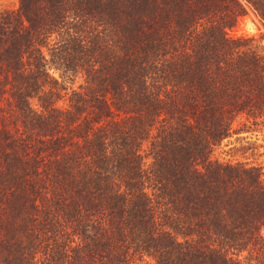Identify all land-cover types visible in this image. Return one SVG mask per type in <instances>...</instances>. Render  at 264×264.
<instances>
[{
	"label": "trees",
	"instance_id": "obj_1",
	"mask_svg": "<svg viewBox=\"0 0 264 264\" xmlns=\"http://www.w3.org/2000/svg\"><path fill=\"white\" fill-rule=\"evenodd\" d=\"M264 0L0 10V264H264Z\"/></svg>",
	"mask_w": 264,
	"mask_h": 264
},
{
	"label": "rangeland",
	"instance_id": "obj_2",
	"mask_svg": "<svg viewBox=\"0 0 264 264\" xmlns=\"http://www.w3.org/2000/svg\"><path fill=\"white\" fill-rule=\"evenodd\" d=\"M17 2L18 0H0V10L4 8H13L17 5ZM230 33L234 35L246 33L262 34L261 39L264 44V28L260 24L258 18L251 11L240 20V23L236 28L230 30ZM257 141L260 143L259 148L252 156L261 164L264 171V133L258 135Z\"/></svg>",
	"mask_w": 264,
	"mask_h": 264
}]
</instances>
